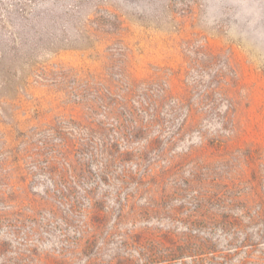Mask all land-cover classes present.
Segmentation results:
<instances>
[{
	"label": "rangeland",
	"instance_id": "rangeland-1",
	"mask_svg": "<svg viewBox=\"0 0 264 264\" xmlns=\"http://www.w3.org/2000/svg\"><path fill=\"white\" fill-rule=\"evenodd\" d=\"M0 264H264V0H0Z\"/></svg>",
	"mask_w": 264,
	"mask_h": 264
},
{
	"label": "trees",
	"instance_id": "trees-1",
	"mask_svg": "<svg viewBox=\"0 0 264 264\" xmlns=\"http://www.w3.org/2000/svg\"><path fill=\"white\" fill-rule=\"evenodd\" d=\"M148 118L147 121L145 122V128H148V126L154 125L157 122V115L159 114L157 110L152 113V111L148 110ZM105 172L103 175H107V171H102ZM107 173V174H106ZM70 188L69 186H66V184H63L60 188L57 189V191L61 194L64 195L65 190ZM73 209V208H72ZM188 225H190L189 222H187ZM187 228H189L187 226ZM191 235L187 234L180 238V241L176 240L174 236H168L167 239L168 244L165 243L164 247L166 249H163L162 251V256L165 254V257L169 259H176V258H183L184 256H188L192 252V247H191ZM130 239L129 237H125V240Z\"/></svg>",
	"mask_w": 264,
	"mask_h": 264
}]
</instances>
